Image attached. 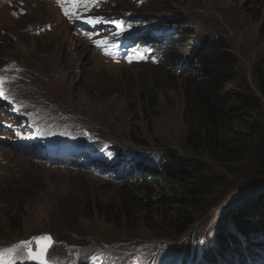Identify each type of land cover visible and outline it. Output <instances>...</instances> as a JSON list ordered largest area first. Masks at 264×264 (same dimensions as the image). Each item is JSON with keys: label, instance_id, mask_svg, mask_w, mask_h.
<instances>
[{"label": "rangeland", "instance_id": "1", "mask_svg": "<svg viewBox=\"0 0 264 264\" xmlns=\"http://www.w3.org/2000/svg\"><path fill=\"white\" fill-rule=\"evenodd\" d=\"M149 4L151 0H89L87 7L71 8L62 17L64 8L55 9L46 1L0 2V96L5 102L0 120V192L14 183L35 191L27 201L21 231L13 233L10 226L17 216L15 208L0 203V251L25 241H31L35 251L34 238L47 235L52 238L44 256L47 264L70 259L74 260L68 264H244L252 252L264 253V237L258 242L256 233H235L238 243L229 250L234 256L218 254L217 230L223 223L228 225L233 207L239 201L250 206L258 197L250 194L238 200L240 194L262 188L257 182L245 186L250 178L248 172L241 174L244 169H238L240 175L235 178L232 173L226 175L229 181H237L238 189L244 186L240 191L217 188L214 195L199 200L200 219L180 241V235L168 232L171 217L155 220L167 234L158 237L145 222L126 234L86 215L97 202L119 201L124 182L114 181L107 173L96 175L91 167L84 170L78 163L83 158L70 155L100 156L114 164L116 157H103L106 151L96 153L92 147L109 146V151L117 146L135 155L133 159L147 155L144 158L157 167H167L172 151L178 157L185 155L181 83L187 74L181 69L188 66L198 46L206 49L212 40L222 41L237 63L233 92L259 95L252 72H264V0H158L155 7ZM102 8L104 12L85 11ZM129 14L156 19L171 26V31L181 27L182 32L172 36L180 44L175 52L181 56V66L175 63L176 57L169 62L176 78L162 66L168 50L129 49L121 41V19ZM147 86L159 91L158 105L148 103ZM23 114L34 120L33 126L42 134H48L37 144H47L42 145L44 154L61 155L60 148L70 149L65 162H53L60 160L53 156L37 162L16 147L21 146L12 137L10 125ZM133 140L149 147L139 148ZM50 146L54 152L48 150ZM108 166L111 174L117 173ZM177 188L167 180L158 193L171 197ZM211 200H218L213 209L201 208ZM57 248L66 253L64 259H58ZM237 250L239 255H235ZM27 251L15 248L0 264H37L27 258ZM257 261L261 263V255L254 257L253 264Z\"/></svg>", "mask_w": 264, "mask_h": 264}, {"label": "trees", "instance_id": "2", "mask_svg": "<svg viewBox=\"0 0 264 264\" xmlns=\"http://www.w3.org/2000/svg\"><path fill=\"white\" fill-rule=\"evenodd\" d=\"M157 1L151 0L149 5L155 7ZM174 31L175 33L169 36L182 32L180 26L175 27ZM164 41L160 44L168 52L164 54L162 66L169 69L176 78V72H172L169 67L172 64L169 62L176 57L175 63L181 66V56L175 52L180 44L171 36ZM189 60L188 66L181 69L187 74L181 83L185 106L183 119L187 130L183 146L185 155L178 157V153L172 151L165 163L167 167L163 164L157 167L152 161L150 165L144 158L147 156L145 154L133 159L135 155L125 152L123 148L121 150L120 147L114 146L108 151L109 146L100 149V146L93 145L96 153L97 150H103L106 151L103 157L112 156L117 160L110 164L100 156L93 157L88 154L81 161V167L84 170L91 167L97 172L96 175L105 176L107 173L114 181L124 182L119 201L97 202L90 208V212L86 213H90L94 221H101L126 234L134 233L137 226L145 222L151 232L160 237L167 234H164L163 227H159L161 224L156 225V219L171 217L168 232L173 231L176 237L180 235L181 238L177 239L180 241L200 219V209L197 208L199 200L214 195L217 188L230 187L232 193L244 187L238 189L237 181H229L226 175L232 173V178H235L240 175L241 170L238 169H244L241 174L248 172L250 178L245 186L257 182V185L262 186L259 190L264 191V72H252L254 87L259 95H242L233 92L231 88L236 75L233 68L237 63L224 48L222 41L212 40L206 49L198 46ZM145 90L148 92V103L158 105L161 99L159 91L150 86ZM145 90H142L143 95ZM132 143L139 148L149 147L139 140H133ZM106 165H111L117 173L111 174L109 167L99 172V166ZM220 171L225 175H219ZM167 180L178 186L174 196H161L158 193ZM257 188L253 187V191L241 193L238 200L245 199L248 195L251 196L250 194L258 197L251 200L253 202L250 206L249 203L241 201L236 203L232 215L229 216L231 219L228 225L223 223L218 227L219 255L226 256L230 253V257L234 256L231 254L232 250H229L238 243L235 233L243 236L256 233L258 242H261L260 237H264V193H256L259 191ZM34 192L33 188L26 190L18 183L9 184L0 192V203L11 205L16 210L17 216L10 221L13 233L23 228L27 201L31 200ZM3 193H6L5 199H1ZM216 201L218 200L204 203L201 208L213 209ZM158 208L161 209L159 212L156 211ZM56 245L57 242L54 248ZM59 250L57 248L55 254L61 256L58 259H64L66 253ZM251 254L253 256L249 259L257 253ZM235 255H239V251ZM230 257L227 256L226 259ZM73 260H62L61 264H68Z\"/></svg>", "mask_w": 264, "mask_h": 264}, {"label": "snow or ice", "instance_id": "3", "mask_svg": "<svg viewBox=\"0 0 264 264\" xmlns=\"http://www.w3.org/2000/svg\"><path fill=\"white\" fill-rule=\"evenodd\" d=\"M58 3H61V0H57ZM68 3L70 4L69 7H64V4L61 3V7L64 8L65 15L70 14V9L75 8L77 6H84L87 7L89 0H68ZM34 240L37 243V249L35 251L32 250L30 247L31 241H25L21 242L20 245L14 246L13 249H5L0 251V260H3V257L7 255L9 252H12L15 250V248L24 247L27 251V258L37 261V264H47L46 260L44 259L45 253L47 252L48 247L51 246L52 238L50 236H40L34 238ZM4 264H7V261L4 262Z\"/></svg>", "mask_w": 264, "mask_h": 264}, {"label": "clouds", "instance_id": "4", "mask_svg": "<svg viewBox=\"0 0 264 264\" xmlns=\"http://www.w3.org/2000/svg\"><path fill=\"white\" fill-rule=\"evenodd\" d=\"M43 1H46V3H49V4L53 3L50 0H43ZM104 6H105V4H104ZM66 7H69V6H66ZM54 8L57 9L56 7H54ZM59 8L61 9L62 7L59 5ZM76 10H79V7H76ZM85 11H86V9H85ZM94 11L104 12L103 8L102 9H96ZM153 21H156V19L150 20L148 17L138 16V15H133V14L123 15L122 19H121V22L123 24V30L122 31L124 33L125 32L129 33V28H130L129 25H136L139 28H147V29H149L151 27L163 25L162 23H158L157 21L153 22ZM253 261H254V258L252 259L251 262H253Z\"/></svg>", "mask_w": 264, "mask_h": 264}, {"label": "bare ground", "instance_id": "5", "mask_svg": "<svg viewBox=\"0 0 264 264\" xmlns=\"http://www.w3.org/2000/svg\"><path fill=\"white\" fill-rule=\"evenodd\" d=\"M41 144H42V145H46L45 143H41ZM97 152H98V150H97ZM258 255H261V257L263 258V256H264V253H262V254H260V253H257L255 256H258ZM255 256H254V257H255ZM254 257H253V258H254ZM253 258H251V259H248V260H247V261H248V263H250V262L252 261V259H253ZM241 263H242V262H241ZM245 263H246V261H244V264H245ZM242 264H243V263H242Z\"/></svg>", "mask_w": 264, "mask_h": 264}, {"label": "water", "instance_id": "6", "mask_svg": "<svg viewBox=\"0 0 264 264\" xmlns=\"http://www.w3.org/2000/svg\"><path fill=\"white\" fill-rule=\"evenodd\" d=\"M245 190H246V189H245ZM245 190H244V191H245Z\"/></svg>", "mask_w": 264, "mask_h": 264}]
</instances>
